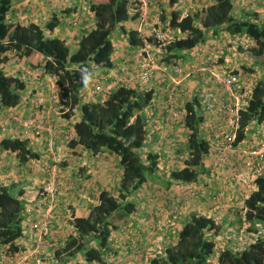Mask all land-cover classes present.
Masks as SVG:
<instances>
[{
  "label": "crops",
  "instance_id": "0c3cea01",
  "mask_svg": "<svg viewBox=\"0 0 264 264\" xmlns=\"http://www.w3.org/2000/svg\"><path fill=\"white\" fill-rule=\"evenodd\" d=\"M210 2L180 0L177 9L182 17L206 8ZM232 2L234 17L252 18L253 14L264 17V0ZM141 3L151 18H157V13L165 8L159 7L157 0H142ZM52 17L57 18V24L51 34L64 40L71 48L77 46L85 29L94 22L88 0H21L13 4L12 19L20 24L35 22L45 25ZM130 24L126 23V27L131 28ZM166 30L176 37L182 34L175 28ZM215 31L216 34L210 30L196 47L168 58L171 64L179 66L185 73L177 75L183 77L173 99L167 97L162 74L157 73L149 86L153 95L143 111L147 137L140 153L146 164L149 163L148 154L154 155L157 167L129 197L135 210L113 230L107 264H138L146 255L160 253L176 241L178 231L193 215L214 219L219 227L213 233L216 250L227 246L239 248L248 242L245 239L247 234L238 222L243 215L241 203L246 198L244 184L222 180L212 170L209 154L203 156L197 168V180L184 183L174 180L171 175L173 170L182 168L181 157L188 151L191 132L178 112L187 110L188 103L193 102L196 115L202 119L197 135L206 140L211 138L216 126L225 121L226 113L212 115L205 110V103L213 98L217 105H233L238 97L239 92L224 91L214 83L211 72L224 74L238 71L244 84L253 83L263 73L264 60L259 59L264 56H255L248 49L236 46L235 35L226 29L215 28ZM111 39L114 45L111 59L134 58L135 49L129 47L121 30L117 29ZM213 58H217L216 67H211V61H208ZM256 58H259L258 64H255ZM42 63L44 57L38 52L24 55L10 50L2 68L6 74L21 77L25 71ZM253 63L260 65L261 70L258 71ZM247 66L256 71L249 77L243 72ZM40 80L45 88H40L39 81L35 80V89H25L16 106L3 108L0 105V138L28 140V145L37 155V158L28 157L27 161L21 162L15 152L0 149V184L19 193L24 204L20 225L22 236L17 241V249L10 252L8 246L0 247V264H83L80 252L68 256L60 249L64 239L76 234L68 212L76 217L86 215L91 206L98 203L96 200L102 190L115 191L118 188L121 178L119 157L105 148L94 154L80 145L70 147V142L76 139L69 140L73 122L79 117L57 113V105L48 99L46 88L51 83L46 77ZM158 85L162 88L158 89ZM40 93L47 95V99L44 105L34 107L32 103ZM43 112L47 117L45 121L42 119ZM30 117L36 118L39 127L23 126L22 122ZM255 130H258L257 133H254ZM246 133L242 146L249 144L248 147H251L260 137L259 123L251 122ZM230 157L235 163L239 160L236 151L230 153ZM228 173L231 175L234 170L229 169ZM50 175L57 188L54 196L41 193ZM190 187L196 189L193 194L187 193ZM36 222L42 224L34 227ZM43 228L45 234H42ZM93 242L91 245H94Z\"/></svg>",
  "mask_w": 264,
  "mask_h": 264
},
{
  "label": "trees",
  "instance_id": "16d2710c",
  "mask_svg": "<svg viewBox=\"0 0 264 264\" xmlns=\"http://www.w3.org/2000/svg\"><path fill=\"white\" fill-rule=\"evenodd\" d=\"M21 0H0V105L14 107L20 99L25 84L17 76L6 74L2 64L10 50L28 55L38 52L44 57V68L58 77V85L64 92V104L77 107L79 118L74 122L76 139L69 144L81 146L91 153L107 149L119 157L121 178L115 191L102 190L86 215L74 216L75 235L67 237L60 248L68 256L80 252L83 264H107L109 243L113 230L121 226L133 213L135 206L129 197L144 182L146 174L154 173L156 157L148 154L144 163L140 150L147 137V125L141 108L151 98V91L119 87L109 94L103 103L83 102L80 88L91 67L112 66L114 45L112 35L119 29L129 47L143 44L138 36L136 16L127 12L129 0H88L94 16V26L85 29L76 47L71 48L64 40L54 37L57 18L52 17L45 25L35 22L20 24L12 19L13 4ZM160 20L164 27L175 28L184 37L164 47L165 60L176 52L189 50L203 42L208 32L215 28L226 29L232 35H244L253 40L248 48L255 56H264V17L237 18L233 15L232 0H211L206 8L180 17L177 9L180 0H157ZM131 23V28L126 23ZM261 76L254 81L248 105L239 110L238 133L235 144L246 139V129L251 122H264V67ZM187 127L190 129L189 148L191 158L185 166L173 170L174 180L184 183L198 178V166L207 152L208 142L197 135L200 120L195 115L193 102L187 105ZM71 113H66L71 116ZM0 149L15 152L21 162L28 157L37 158L21 138H0ZM256 190L244 199L239 223L244 227L248 241L243 247L227 246L216 250L213 233L219 228L214 219L205 215H193L184 222L175 242L168 244L160 253H154L148 264H264V236L257 225L264 229V176L255 179ZM24 204L19 193L0 184V247L8 246L10 252L17 249L22 236V211ZM240 215V213H238ZM94 241V245L91 242ZM56 253H58L56 251ZM145 258L142 262L144 263Z\"/></svg>",
  "mask_w": 264,
  "mask_h": 264
},
{
  "label": "built area",
  "instance_id": "2783aa9c",
  "mask_svg": "<svg viewBox=\"0 0 264 264\" xmlns=\"http://www.w3.org/2000/svg\"><path fill=\"white\" fill-rule=\"evenodd\" d=\"M136 1L137 0H129L127 12L130 17L136 16L137 32L138 36L143 39V44L133 48L136 53L131 60L123 58L120 61H114L112 59V66L91 67L88 74L85 76L83 86L80 88L83 102L103 103L109 94L119 87L151 91L152 98L153 91L152 89L150 90L149 86L157 73H160L162 74V77H165L163 86H165V90L167 91V97L173 99L175 96V90L180 85V81L183 77V75L180 77L177 75H181L184 72L179 66L173 65L168 60H165L167 55L164 56L163 52L166 54L164 47L172 43L176 39V36L174 33L167 31L166 27L163 26L160 20V12L157 13V18H151L147 14V9L141 6L142 3L138 6ZM138 1L142 2V0ZM94 23L95 22L91 24V27L94 26ZM178 31L180 32V30ZM184 36L185 35L182 33L180 37ZM234 43L236 46L244 47L246 49L253 46V40L244 35H235ZM159 52H161V54H159ZM208 61H211V67L217 66V58L209 59ZM211 73L214 83L221 86L224 91L230 93L239 92V94L233 105H217L215 103L216 100L213 98L205 103V110L212 115L218 116L224 112L226 113L225 121L216 126L210 139H206L208 142L206 154H209L212 158V170L220 176L222 180L233 181L245 185V196L247 198L249 194L257 188L255 179L258 176H264V125L261 129L259 139H257L254 144L255 146L248 147L249 144L242 146V143H245V139L242 142L235 144L239 129L238 112L248 105L252 96L254 82L244 84L238 71H228L224 74L218 72ZM41 77H46L51 83V86L46 89L48 91L47 94L49 93L48 99L57 105V113L61 115L71 113L70 115L73 118H78L80 116L78 108L64 104V92L58 85L57 75L47 72L43 63L30 70L28 69L19 78L25 84V89H35L33 88L36 84L35 80L39 81L38 86L40 88L43 87L44 84L40 80ZM161 88L162 86L158 85V89ZM46 96L47 95L42 93L38 94L32 103L33 106L40 107L44 105L47 99ZM150 100L142 106V114ZM198 106L197 103V107ZM178 113V116L181 117L185 126H187L186 117L189 113L188 110ZM197 118L199 117L197 116ZM42 119L44 121L47 119L45 113L44 116H42ZM201 120H198V124ZM22 123L23 126L27 128L39 127L35 117H30ZM73 138H76L74 122L72 126V136L69 137V140H72ZM234 151L239 155L238 162L242 160L239 162V165L238 162L235 163L231 160L230 153H233ZM190 152L191 150L188 148L186 154L181 157L182 168L185 166V161L191 158ZM229 169H233L234 173L230 175L228 173ZM50 173L54 174V172ZM195 191V187H190L189 190L187 189L188 194H193ZM41 193H50L52 196L57 193V188L51 175L46 178ZM213 199H215V197H213ZM243 205L244 201L241 203V209L243 208ZM68 214L73 222L74 215H72L71 212H68ZM40 224L42 223L36 222L34 223V227H38ZM45 233V228H43L42 234ZM65 241L66 239L63 240V242ZM144 261L143 264H148L146 258Z\"/></svg>",
  "mask_w": 264,
  "mask_h": 264
},
{
  "label": "rangeland",
  "instance_id": "374dc122",
  "mask_svg": "<svg viewBox=\"0 0 264 264\" xmlns=\"http://www.w3.org/2000/svg\"><path fill=\"white\" fill-rule=\"evenodd\" d=\"M136 3H137V5L138 6H140V4H141V2L140 1H136ZM249 55V54H248ZM261 57H263V56H261ZM255 59V58H254ZM257 59V61L255 62V64H258L259 62V60H264V57L262 58V59H259V58H256ZM259 59V60H258ZM253 66H255L254 65V63H253ZM256 68H257V70L258 71H260L261 70V68H260V65H257V66H255ZM243 72H244V74L246 75V77H249L250 76V74H252V72L253 73H255L256 71H255V68H253L252 66L250 67V66H247V67H245L244 68V70H243ZM263 125H264V123L262 122V123H259V126H260V128L262 129L263 128ZM257 127H258V124H257ZM257 131L258 130H255L254 131V133H257ZM149 175L148 174H146V177H148ZM134 203H136L135 201H133ZM257 227H258V233L256 234V235H262V236H264V229L260 226V225H257ZM67 240V239H66ZM66 243V241L64 242V244ZM154 254V253H153ZM153 254H150L151 256L153 255ZM150 255H146V259L148 260L149 258H150ZM138 264H142V263H138Z\"/></svg>",
  "mask_w": 264,
  "mask_h": 264
}]
</instances>
